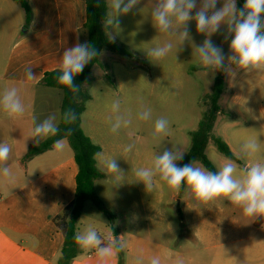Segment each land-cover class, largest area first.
Wrapping results in <instances>:
<instances>
[{
    "label": "rangeland",
    "instance_id": "obj_1",
    "mask_svg": "<svg viewBox=\"0 0 264 264\" xmlns=\"http://www.w3.org/2000/svg\"><path fill=\"white\" fill-rule=\"evenodd\" d=\"M105 3L107 17L111 12L110 0ZM156 3L157 0H141L130 13L118 17L119 29H106V36L109 38L111 33L114 41L125 46L131 55L102 49L99 62L92 69L95 80L86 86L92 99L85 104L80 126L101 148L96 155V166L103 177L94 180L93 185L108 213L87 201L83 214L104 218L121 234H137L154 244L176 249L180 253L179 264H210L217 255L245 251L254 254L255 246L234 250L227 243L242 238L253 244L264 242V218L245 216L241 207L225 198L197 202L187 187L179 192L171 190L158 177L150 189L136 182L135 170L151 167L155 156L164 148L185 155L190 147V133L197 128L204 111L203 96L210 93L214 79L219 76L224 79V88L218 100L220 111L213 133L227 143L237 159L244 142L258 139L260 147L255 155L241 157L238 162L231 160L238 166L237 175L251 163L264 162V70L248 73L230 65L227 72H214L204 67L199 63L195 45H201L206 37L197 33L195 21L189 22L191 38L181 46L174 33L175 26L172 33L160 32L153 26L151 10ZM222 5L223 0H218L217 7ZM225 28L222 25L211 40L229 55L230 39L224 40ZM167 43H172L173 48L159 61L147 56V50ZM116 100L120 102L119 114L131 119V124L113 133L111 124L115 114L111 105ZM148 109L151 118L139 120L138 113ZM161 117L169 122L167 134L154 136L155 121ZM128 145L133 146L132 150L125 152ZM62 146L63 151H71L66 139ZM205 155L215 171L229 160L217 151L212 141L207 143ZM105 158L117 159L123 171L121 181L117 182L115 174L107 172ZM194 164L206 169L199 161ZM209 223L215 227L211 228ZM201 231L205 242L198 236L196 242L193 234Z\"/></svg>",
    "mask_w": 264,
    "mask_h": 264
},
{
    "label": "crops",
    "instance_id": "obj_2",
    "mask_svg": "<svg viewBox=\"0 0 264 264\" xmlns=\"http://www.w3.org/2000/svg\"><path fill=\"white\" fill-rule=\"evenodd\" d=\"M28 1L32 16L23 27L24 10L12 0H0V94L5 88L16 87L25 106V113L17 118H9L0 110V143H7L12 149L7 163L15 177L12 184L0 178V264H55L63 235L53 217L75 198L78 170L72 152L63 151V146L57 149L55 143L31 158L25 159V155L29 147L36 145L31 138L33 118L39 123L50 114L60 115L62 92L47 87L42 79L46 72L59 69L66 48L80 42L85 0ZM28 67L36 75L31 81L25 76ZM206 218L202 217V221ZM89 224L103 237L113 232L126 241L127 247L120 252L121 264H137V258L142 264H150L153 257H159L161 264H179L180 253L176 249L154 244L137 234H121L104 218L85 216L82 210L77 231ZM197 236L205 242L202 231L193 234L196 242ZM227 245L234 250L255 246L254 254L245 251L217 255L210 264H264V242L253 244L242 238L230 240ZM80 250L70 264H99L94 249ZM118 263L119 254L109 261Z\"/></svg>",
    "mask_w": 264,
    "mask_h": 264
},
{
    "label": "clouds",
    "instance_id": "obj_3",
    "mask_svg": "<svg viewBox=\"0 0 264 264\" xmlns=\"http://www.w3.org/2000/svg\"><path fill=\"white\" fill-rule=\"evenodd\" d=\"M141 0H110L111 12L107 15L104 26L107 28H118V17L127 15ZM218 0H157L155 7L151 10V21L153 26L160 32L174 33L178 35L182 46L188 41L189 22L195 21L197 33L205 35L201 45H195V51L199 63L212 71H228L230 65L251 73L256 70H264V0H244L242 7H237V0H223V5L217 7ZM194 13V14H193ZM226 26L223 33L224 40L229 44V55L224 53L223 48L215 45L211 36L220 31L221 26ZM109 39L115 37L108 33ZM173 48L172 43L163 47H154L147 50V56L152 60L159 61L165 57ZM99 55L93 44L89 42H77L73 47L66 48L62 54L59 66L57 82L67 87L75 96L79 92V86L74 83V78L81 74L86 65L91 63ZM28 81L35 78L31 67L25 69ZM0 110L9 117L17 118L25 113V106L16 87L5 88L0 94ZM111 111L114 119L111 131L118 132L122 127L131 124V119L120 115L119 100L113 101ZM151 118V110L138 113V119L147 121ZM70 125L77 119L72 109L65 110L58 115L53 113L43 121L36 123L33 118L34 128L31 138L36 145L49 137L58 135L60 129L57 120ZM168 120L161 117L155 121L154 136L167 134ZM70 134V130H69ZM55 147L60 149L62 142L57 140ZM132 145L124 148L125 152L132 150ZM257 138L248 139L240 147L241 156L252 157L259 151ZM11 147L7 143H0V178L7 183L15 182V177L8 166ZM183 159V153L173 148H164L160 154L153 159L151 167L135 170L136 182L143 183L145 188L153 186L155 178L166 183L174 191L179 192L182 187H187L192 192L197 202L207 203L219 198H225L232 204L243 209L247 217L264 218V162H254L240 170L237 175L238 166L235 162L227 160L217 171H209L195 166L194 162L178 165ZM108 173L115 174L117 182L123 178V171L117 164V159L105 158L103 161ZM74 241L85 250H95L99 264H109V261L127 247L126 241L114 236L113 232L103 237L97 228L91 224L83 230L74 234ZM137 264L142 260L137 258ZM150 264H161L159 257H153Z\"/></svg>",
    "mask_w": 264,
    "mask_h": 264
},
{
    "label": "trees",
    "instance_id": "obj_4",
    "mask_svg": "<svg viewBox=\"0 0 264 264\" xmlns=\"http://www.w3.org/2000/svg\"><path fill=\"white\" fill-rule=\"evenodd\" d=\"M12 1L24 10L25 17L23 27H26L32 16V9L29 1ZM242 4H244V0H242ZM237 7H242L238 1ZM105 18V0H85V21L79 29V43L89 42L94 45L99 53L102 49H108L121 55L130 56L131 53L125 46L110 40L106 36L107 27L103 24ZM96 63H98V57L86 65L83 72L74 78V83L79 86L80 89L75 96L67 87L57 82L56 78L59 75L58 70L48 71L44 74L42 79L43 84L47 87L59 89L62 92L60 114L70 108L76 113L77 119L70 125H66L60 120L58 124L60 129L58 135L41 141L39 145H32L25 155V159L31 158L51 148L57 140L66 139L77 164L75 198L60 214L53 217L54 224L63 235V242L55 259V264H70L81 252L79 245L74 241V234L77 232L78 219L82 213L85 202L90 201L98 209L102 210L104 213H108L105 208H103L100 199L96 195L93 185L94 180L103 177V174L96 166V155L101 151V148L94 144L91 139L84 134L80 126V116L85 110V104L91 100V95L86 89V86L91 85L95 80L92 74V67ZM223 88V77H216L210 93L203 96L204 111L198 122L197 128L190 133V147L183 156V159L177 162L179 166L199 161L207 170L215 171L213 164L205 155V148L209 141L213 142L217 151L225 158L238 162V159L232 153L227 143L220 136L213 133V127L220 111L218 100ZM109 217L112 218L111 215ZM118 264H121L120 253Z\"/></svg>",
    "mask_w": 264,
    "mask_h": 264
},
{
    "label": "water",
    "instance_id": "obj_5",
    "mask_svg": "<svg viewBox=\"0 0 264 264\" xmlns=\"http://www.w3.org/2000/svg\"><path fill=\"white\" fill-rule=\"evenodd\" d=\"M242 6H243V4H242V0H237Z\"/></svg>",
    "mask_w": 264,
    "mask_h": 264
}]
</instances>
